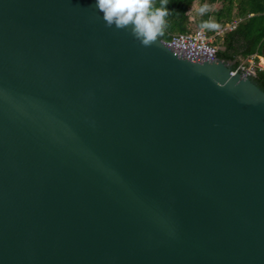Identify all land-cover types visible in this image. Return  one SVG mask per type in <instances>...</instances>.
<instances>
[{"label": "water", "instance_id": "95a60500", "mask_svg": "<svg viewBox=\"0 0 264 264\" xmlns=\"http://www.w3.org/2000/svg\"><path fill=\"white\" fill-rule=\"evenodd\" d=\"M0 264H264V91L95 0H0Z\"/></svg>", "mask_w": 264, "mask_h": 264}, {"label": "trees", "instance_id": "16d2710c", "mask_svg": "<svg viewBox=\"0 0 264 264\" xmlns=\"http://www.w3.org/2000/svg\"><path fill=\"white\" fill-rule=\"evenodd\" d=\"M205 5L207 10L201 13ZM154 6L160 7V0H155ZM167 7L169 14L163 34L158 37L161 41H167L172 34L202 28L207 37L214 36L212 44L221 48L216 51V59L230 63L232 70L251 55L264 58V0H168ZM234 20H240L234 31L215 35ZM204 22L218 27L204 28ZM252 80L264 91V70L256 71Z\"/></svg>", "mask_w": 264, "mask_h": 264}, {"label": "clouds", "instance_id": "9594fccd", "mask_svg": "<svg viewBox=\"0 0 264 264\" xmlns=\"http://www.w3.org/2000/svg\"><path fill=\"white\" fill-rule=\"evenodd\" d=\"M154 2L155 0H95V7L102 13L106 27H115L117 30L128 29L142 46L150 47L163 34L165 17L169 14L168 0H160V7H155ZM207 7L205 5L200 12L206 11ZM202 27L218 26L204 22Z\"/></svg>", "mask_w": 264, "mask_h": 264}, {"label": "built area", "instance_id": "2783aa9c", "mask_svg": "<svg viewBox=\"0 0 264 264\" xmlns=\"http://www.w3.org/2000/svg\"><path fill=\"white\" fill-rule=\"evenodd\" d=\"M240 20H234L226 24L217 31L216 36H221L223 33L232 32L235 30ZM166 47L188 48L197 50V60L211 63L216 61L217 47L212 44L211 37H207L202 28L196 29L188 33H179L170 35L167 41H163ZM256 56L251 55L246 58L241 65L233 70L234 73H239L243 77L253 78L256 71L264 70V61L256 60Z\"/></svg>", "mask_w": 264, "mask_h": 264}, {"label": "crops", "instance_id": "0c3cea01", "mask_svg": "<svg viewBox=\"0 0 264 264\" xmlns=\"http://www.w3.org/2000/svg\"><path fill=\"white\" fill-rule=\"evenodd\" d=\"M196 8H197V6H195V7H194L193 11H195V10H196ZM211 38H214V37L212 36ZM216 47H217V49H221V48H220V47H218V46H216ZM254 56H256V55H254ZM258 59H259V60H261V61H264V58H262V57H259V56H256V59H255V61H256V60H258Z\"/></svg>", "mask_w": 264, "mask_h": 264}, {"label": "rangeland", "instance_id": "374dc122", "mask_svg": "<svg viewBox=\"0 0 264 264\" xmlns=\"http://www.w3.org/2000/svg\"><path fill=\"white\" fill-rule=\"evenodd\" d=\"M195 6H196V5H194V6H193V9H194V7H195ZM213 37H214V36H213ZM211 40L213 41V40H214V38H211Z\"/></svg>", "mask_w": 264, "mask_h": 264}]
</instances>
